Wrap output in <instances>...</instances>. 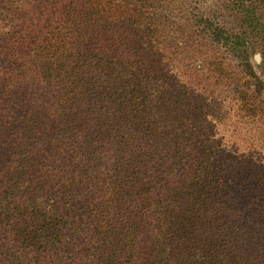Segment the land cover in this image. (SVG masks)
Here are the masks:
<instances>
[{"label":"trees","instance_id":"trees-1","mask_svg":"<svg viewBox=\"0 0 264 264\" xmlns=\"http://www.w3.org/2000/svg\"><path fill=\"white\" fill-rule=\"evenodd\" d=\"M17 1L0 0V60L25 87L13 86L18 105L0 92V119L22 135L12 154L0 146V264H264V166L210 153L217 143L192 141L184 124L175 134L154 88L159 17L169 22L176 0ZM221 2L237 25L203 14L201 33L248 79L231 81L242 102L264 107L252 65L256 54L264 64V0Z\"/></svg>","mask_w":264,"mask_h":264},{"label":"rangeland","instance_id":"rangeland-1","mask_svg":"<svg viewBox=\"0 0 264 264\" xmlns=\"http://www.w3.org/2000/svg\"><path fill=\"white\" fill-rule=\"evenodd\" d=\"M221 3V0H176L171 13L167 14L170 16L169 22L167 17H159L162 28L157 36V44L160 49V66L165 70L161 73V78L165 83L160 79L153 84L156 90L167 93L170 130L174 127L176 134L180 125L184 124L189 129L187 135L192 133V141L199 139L204 144L217 143L210 153L216 154L218 150H224L240 163H245L249 170L264 166V107L253 109L245 101L242 102L240 90L231 81H236L243 89V84L248 88V79L238 74L239 64L232 62L227 54L222 55V50L203 36L198 24L199 17L205 14L215 22L234 28L237 21L233 12L225 9ZM7 5L19 7L20 4L17 0H6L5 6ZM2 13L0 10V15ZM216 54L227 60L223 64L224 74L212 71L213 65L210 63L214 61ZM252 65L264 82V64L259 54L253 56ZM14 71L15 67L11 65L9 58L3 57L0 60V92L6 95L4 101L7 105H18L24 99L15 98L23 94L13 86L25 87L16 78ZM165 74L168 80H165ZM251 87L250 89H257L254 84ZM18 109L23 118H30L34 113L29 106ZM210 125L215 126L213 132L208 130ZM11 129V125L0 119V146H4L3 149L9 151V154L14 152L11 148L14 141L22 139L19 129ZM5 135L12 140H1ZM248 175L250 174L242 173L240 176L247 180L245 176ZM239 181L240 179L235 180L236 187L240 186L241 190L248 188L247 182L239 184ZM251 191L252 189L246 190ZM84 214L85 212H77L75 217L83 219ZM161 218V214L154 208L149 216V225H159ZM88 260V257L80 254L73 264H89ZM145 260L146 256L138 257L139 263Z\"/></svg>","mask_w":264,"mask_h":264}]
</instances>
